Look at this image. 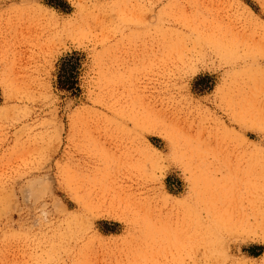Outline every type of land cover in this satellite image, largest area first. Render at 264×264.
<instances>
[{
	"label": "rangeland",
	"instance_id": "rangeland-1",
	"mask_svg": "<svg viewBox=\"0 0 264 264\" xmlns=\"http://www.w3.org/2000/svg\"><path fill=\"white\" fill-rule=\"evenodd\" d=\"M0 264H264V0H0Z\"/></svg>",
	"mask_w": 264,
	"mask_h": 264
},
{
	"label": "bare ground",
	"instance_id": "bare-ground-1",
	"mask_svg": "<svg viewBox=\"0 0 264 264\" xmlns=\"http://www.w3.org/2000/svg\"><path fill=\"white\" fill-rule=\"evenodd\" d=\"M173 31V30H172ZM162 40H163V38H162ZM178 40V39H177ZM177 40H176V42H177ZM168 42V41H167ZM175 42V43H176ZM164 43V42H163ZM162 44V43H161ZM159 45V44H158ZM185 45V44H184ZM167 46V45H166ZM135 50V49H134ZM138 50V49H137ZM142 50V49H141ZM152 50V49H151ZM157 51V50H156ZM139 52V51H138ZM132 53V52H131ZM140 54V53H139ZM150 54V53H149ZM143 55V54H142ZM154 55V54H153ZM166 55V54H165ZM164 55V56H165ZM171 55V54H170ZM176 55V54H175ZM180 55V54H179ZM147 56V55H146ZM134 57V56H133ZM148 57V56H147ZM161 58V57H160ZM178 58V57H177ZM127 59V58H126ZM131 59V58H130ZM149 59H151V58H149ZM132 60V59H131ZM170 60H172V59H170ZM151 61V60H150ZM162 61V60H161ZM180 61V60H179ZM165 63V62H164ZM128 64V63H127ZM148 65H150V64H148ZM159 65V64H158ZM157 66V65H156ZM166 67V66H165ZM127 68V67H126ZM129 69V68H128ZM134 70V69H133ZM154 72V71H153ZM157 72V71H156ZM247 75V74H246ZM247 78V77H246ZM136 79H137V77H136ZM145 79V78H144ZM255 79V78H254ZM253 80V79H252ZM261 80V79H260ZM137 81V80H136ZM254 81V80H253ZM135 82V81H134ZM142 82V81H141ZM148 82V81H147ZM136 83V82H135ZM150 83V82H149ZM246 83V82H245ZM244 85V84H243ZM134 86V85H133ZM142 86V85H141ZM257 87H258V85H257ZM133 91V90H132ZM143 93V92H142ZM138 94V93H137ZM149 94V93H148ZM142 95V94H141ZM144 95V94H143ZM142 95V96H143ZM139 97V96H138ZM160 101V100H159ZM129 103V102H128ZM240 104V103H239ZM152 110V109H151ZM107 136V135H106ZM105 146V145H104ZM103 161V160H102ZM122 179V178H121ZM247 194V193H246ZM258 197V196H257ZM249 222V221H248Z\"/></svg>",
	"mask_w": 264,
	"mask_h": 264
}]
</instances>
